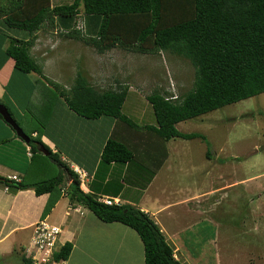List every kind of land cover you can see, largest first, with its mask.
I'll return each instance as SVG.
<instances>
[{
    "label": "crops",
    "instance_id": "1",
    "mask_svg": "<svg viewBox=\"0 0 264 264\" xmlns=\"http://www.w3.org/2000/svg\"><path fill=\"white\" fill-rule=\"evenodd\" d=\"M51 1L53 5L73 2ZM50 23L51 28L47 29ZM50 23H46L36 33L30 53L43 67L45 75L55 83L66 86L73 83V80L72 71L67 73L64 65L72 62L73 57L76 60V52L82 51L75 50L74 45L63 43L66 38H70L69 28L60 24L57 19ZM77 25L78 23L76 27ZM11 34L27 39L22 33L12 31ZM4 50L5 47L0 46V101L11 108L20 120L23 130L31 131L33 137L41 133V140L56 153L59 161L79 175L81 188L85 192L97 197L119 198L123 203L136 205L148 212L174 248L176 258L183 264H203L205 259L209 260V246L212 242H218L216 238H220V224L212 221L210 216L212 198L215 205L214 203L222 200L221 191H225L224 194L228 196L226 190L239 188V184L245 179L229 181L218 172L219 180L216 186L193 190L189 187L194 184L193 181H197L199 186L204 185L202 183L205 180L210 181L211 172L214 170L210 167H193L194 158L184 151L187 145L177 143L178 147H186H183V153L174 149L177 147L174 145L176 138L165 142L167 156L164 157V141L152 128H146L158 125L156 117V123L151 124L140 125L134 121L140 127L133 128L115 118L90 120L78 116L68 107L64 98L56 96L53 92L51 95L49 89L40 90L43 82L51 88L45 78L37 73H18L15 70V60L6 56ZM80 58L81 55L76 61ZM76 67L80 68L81 65ZM36 83L41 84L34 92L29 106L31 108L33 104L43 105L30 111L31 120L24 123L21 121L25 118L24 111L19 110L17 106L26 107L27 94ZM130 94L128 89L127 99ZM36 95L41 103L32 102ZM147 95L133 93L131 99L144 97L145 101L150 103ZM32 120H38L40 126L31 125ZM110 137L125 142L133 149L135 157L129 162L104 163L102 152ZM223 152L224 150L213 151L215 156ZM210 154L207 150L204 157L208 158ZM215 161L218 165L221 164L220 161ZM48 162L44 159H33L28 142L17 134L11 124L0 118V177L12 180L10 176L17 175L20 181H41L53 176L54 164H58L52 159V164ZM78 168L87 176L82 178L77 172ZM62 169L66 182L55 206L45 218L62 227L61 245L67 241L73 243V249L63 264H146L144 243L140 235L121 222H104L85 205L72 202L68 193L72 175L60 165V170ZM195 171L197 172L193 175L192 172ZM124 173L125 177L122 176ZM180 176L183 178L180 179ZM49 198V193L38 195L33 188L13 189L0 182V264H3L4 260H7L5 264H20V261L13 258L20 257L23 247L27 246L33 234V225L43 218ZM203 223H207L210 228L213 224L212 237L209 232L205 235L206 226L196 230ZM192 233L201 234L202 241L199 243L208 245V253H204L203 259L199 257L200 251L203 250L194 246Z\"/></svg>",
    "mask_w": 264,
    "mask_h": 264
},
{
    "label": "trees",
    "instance_id": "2",
    "mask_svg": "<svg viewBox=\"0 0 264 264\" xmlns=\"http://www.w3.org/2000/svg\"><path fill=\"white\" fill-rule=\"evenodd\" d=\"M79 15L83 17V28L76 27ZM53 19L69 28V37L84 40L99 53L116 47L144 54L165 50L183 55L192 62L196 68L195 81L187 93L174 95L155 89L147 95L158 125L146 128H152L164 141V157L167 156L165 142L170 139L200 137L205 140L200 133L179 130V122L264 92V0H73L56 5L51 0H0V46L5 47L6 56L15 60L18 73H37L49 83L53 82L50 83L52 90L56 87L78 116L90 120L110 117L139 128L123 112L127 85L100 89L80 71L73 85L66 89L44 76L30 48L36 33ZM12 31L24 32L27 39L13 36ZM39 84L27 94L26 107ZM6 107L21 125L11 108ZM0 118L8 123L1 114ZM25 132L30 138L28 144L33 159H44L49 164H52L51 159L55 160L72 175L68 189L72 202L85 205L104 222H121L140 235L146 264H183L148 212L129 203L106 204L85 192L79 175L59 161L56 153L41 140V133L33 137L31 131ZM40 147L48 148L50 154L45 155ZM134 157L133 149L115 137L107 140L102 152L106 164L129 162ZM0 182L13 189L33 188L38 195L49 193L42 215L45 218L61 195L66 179L62 169L34 183L4 177H0ZM26 247L20 257L13 260L33 264L26 256ZM72 249L70 241L61 245L55 252L56 260L64 262Z\"/></svg>",
    "mask_w": 264,
    "mask_h": 264
},
{
    "label": "rangeland",
    "instance_id": "3",
    "mask_svg": "<svg viewBox=\"0 0 264 264\" xmlns=\"http://www.w3.org/2000/svg\"><path fill=\"white\" fill-rule=\"evenodd\" d=\"M65 4L67 3L65 2ZM80 9L82 14L83 7ZM77 18V28H82L80 25L83 22L82 15ZM50 25L51 23L47 29L51 28ZM18 33L24 35V32L18 31ZM63 43L74 45L75 50L82 51V53L76 52V55H81L80 60L76 61L78 56L76 60L73 57L72 62L64 65L67 73L69 70L72 71L73 83L81 71L100 89L124 84L128 86L131 94L138 93L143 96L150 94L155 89L181 95L187 93L194 86L196 68L183 55L165 50L144 54L121 47L99 53L96 48L86 44L84 40L72 37L66 38ZM79 65H81L80 68L76 67ZM43 74L49 78L45 75L44 70ZM73 83L62 86L69 89ZM52 88L46 82L40 85V90L49 89L51 95L54 93L56 96H60L56 87L53 90ZM131 94L125 102L123 111L140 125L156 123L151 104L146 102L144 97L131 99ZM60 97L63 99L62 96ZM32 102L41 103L38 101L37 95ZM35 105L33 104L31 108L30 106H17L19 110L24 111L25 118L21 120L22 122L26 123V120H31L30 111L43 104ZM30 124L35 127L40 126L38 120H32ZM177 127L182 131L200 133L205 137V140L200 137L192 140L176 138L177 142L174 145L177 147L173 146V148L178 152L185 151L189 157H193V167H210L214 170L211 172L209 182L205 180L202 183L204 185L199 186L197 181H193L194 184L189 185L190 188L197 191L198 188L216 186L219 180L218 172H221L229 181L245 179L243 183L239 184V188L227 189L228 196L224 194L225 191H221L222 200L214 203L215 205H213L212 198L210 216L212 221H217L220 224V238H216L218 242H212L209 246L210 253L207 256H210V259H205L203 264H264V92L198 117L184 120ZM178 142L188 147H178ZM183 147L186 148L184 151ZM207 150L211 153L208 158L204 157ZM214 150L217 152L224 150V152L215 156ZM215 160L220 161L222 166L218 165ZM54 166L55 175L59 173L60 165L54 164ZM196 172H192V174L194 175ZM122 176L125 177V173ZM182 178L183 176H180V179ZM36 223L33 225V231L36 228ZM50 223L53 222L50 221ZM204 227L205 230L209 229L208 231L204 230L205 235L209 232V236L212 237L213 224L210 228L207 223H203L196 230ZM191 235L194 238V246L204 251L199 253L200 259H203L204 253H208V245L199 243L202 241L201 234L192 233ZM30 241L27 243L28 246ZM59 246H61L60 242ZM216 254H218L217 257H215ZM6 262L7 260H4L3 264Z\"/></svg>",
    "mask_w": 264,
    "mask_h": 264
},
{
    "label": "built area",
    "instance_id": "4",
    "mask_svg": "<svg viewBox=\"0 0 264 264\" xmlns=\"http://www.w3.org/2000/svg\"><path fill=\"white\" fill-rule=\"evenodd\" d=\"M77 171L82 175H86L79 168ZM11 179L19 180L17 175H11ZM98 199L106 204H122L119 198H112L108 196L98 197ZM62 227L60 225L50 223L47 218L40 219L36 223V228L29 246L25 248L27 257L33 260V264H63L64 262L57 261L55 252L58 250Z\"/></svg>",
    "mask_w": 264,
    "mask_h": 264
},
{
    "label": "water",
    "instance_id": "5",
    "mask_svg": "<svg viewBox=\"0 0 264 264\" xmlns=\"http://www.w3.org/2000/svg\"><path fill=\"white\" fill-rule=\"evenodd\" d=\"M0 114L3 116V118L5 119L6 122L11 124L15 128V130L17 131V134L22 139H24L26 142L29 143V141H30L29 136L26 134V132L23 130V128L16 122V120L13 118V116L10 113V111L8 110V108L2 103H0ZM39 150L41 152H43L45 155L50 154V151L48 150V148L40 147Z\"/></svg>",
    "mask_w": 264,
    "mask_h": 264
},
{
    "label": "clouds",
    "instance_id": "6",
    "mask_svg": "<svg viewBox=\"0 0 264 264\" xmlns=\"http://www.w3.org/2000/svg\"><path fill=\"white\" fill-rule=\"evenodd\" d=\"M80 25L82 26V28H83V22H82V24L80 23ZM29 150H30V148H29ZM80 169V168H79ZM82 171V170H81ZM78 172V171H77ZM84 172V171H83ZM79 173V172H78ZM85 173V172H84ZM80 174V173H79ZM80 176L83 178V177H85V176H87V174L86 175H84V176H82L81 174H80ZM11 179V178H10ZM13 181H16V180H14V179H12ZM17 181H20V178H19V180H17Z\"/></svg>",
    "mask_w": 264,
    "mask_h": 264
}]
</instances>
